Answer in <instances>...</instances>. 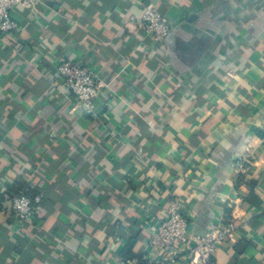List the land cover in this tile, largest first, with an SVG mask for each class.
Returning a JSON list of instances; mask_svg holds the SVG:
<instances>
[{
    "label": "crops",
    "instance_id": "crops-1",
    "mask_svg": "<svg viewBox=\"0 0 264 264\" xmlns=\"http://www.w3.org/2000/svg\"><path fill=\"white\" fill-rule=\"evenodd\" d=\"M148 3L172 30L164 43L136 26ZM11 16L0 197L42 203L21 223L0 200V264H118L131 238L161 264L149 242L172 203L191 233L235 222L213 264H264V0H42ZM61 55L101 83L88 115L55 81Z\"/></svg>",
    "mask_w": 264,
    "mask_h": 264
},
{
    "label": "built area",
    "instance_id": "built-area-1",
    "mask_svg": "<svg viewBox=\"0 0 264 264\" xmlns=\"http://www.w3.org/2000/svg\"><path fill=\"white\" fill-rule=\"evenodd\" d=\"M41 3L42 0H0V34L14 38L19 31L18 23L11 16L14 8L35 11ZM136 26L142 37H149L155 44L164 43L172 34L167 21L156 11L152 3L144 6ZM54 71L55 81L65 89L66 93L73 96L87 115L90 114L92 103L101 87L92 69L84 63L61 55L55 62ZM237 167L240 168L241 164L237 163ZM5 203L10 215L24 223L35 220L42 203V196L29 197L20 191L9 195ZM192 221V213L172 203L166 216L155 225L149 245L158 252L161 264H176L182 253L191 257L196 263L206 264L208 258L227 243L236 230L235 222L230 219L225 223L219 221L212 224L202 232L191 233L189 225ZM146 264L153 262L149 260Z\"/></svg>",
    "mask_w": 264,
    "mask_h": 264
},
{
    "label": "trees",
    "instance_id": "trees-1",
    "mask_svg": "<svg viewBox=\"0 0 264 264\" xmlns=\"http://www.w3.org/2000/svg\"><path fill=\"white\" fill-rule=\"evenodd\" d=\"M20 191H22L24 194L28 195L26 190L18 188V189L7 191L4 195H2L0 197V200L5 201V199L7 197H9V195L16 194ZM229 220H230L229 217H226L223 219L222 222L225 223V222H228ZM136 245H137V240L135 238H131L126 242V245L124 246V248L122 249V251L120 253L121 260L123 262H130V261L132 262L135 259L138 261L140 260V258H137V255H136ZM236 250L238 253H241L244 250V246L243 245L242 246L237 245ZM211 258H212V256L208 258L206 264H213V262L211 261ZM139 264H144V263L139 261Z\"/></svg>",
    "mask_w": 264,
    "mask_h": 264
}]
</instances>
